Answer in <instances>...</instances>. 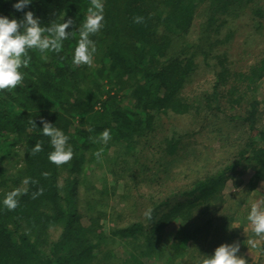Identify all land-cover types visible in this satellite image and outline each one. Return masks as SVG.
I'll return each instance as SVG.
<instances>
[{"label": "trees", "instance_id": "1", "mask_svg": "<svg viewBox=\"0 0 264 264\" xmlns=\"http://www.w3.org/2000/svg\"><path fill=\"white\" fill-rule=\"evenodd\" d=\"M102 2L104 26L90 37L97 48L91 66L72 64L91 0H33L24 10L34 11L42 26L64 18L73 23L59 53L49 52L44 60L39 50H30L22 84L0 91V201L13 189H27L14 210L0 204V264H147V257H164L162 232L173 222L178 226L166 264H202L217 246L240 236L250 210L248 196L264 202V98L259 97L264 51L244 67L230 60L227 50L215 51L235 34L230 30L218 37L231 20L248 15L256 34H264L262 0ZM13 3L0 0V15L21 19L24 13ZM197 20L199 33L193 37ZM201 61L213 76L190 94L186 89ZM209 115L232 122L234 161L206 170L161 200L154 196L159 190H151V220L144 216L108 232L107 211L97 206L110 195L107 176L116 183L131 176L149 188L165 177L168 184L195 132L167 126L165 118L190 116L201 123ZM44 121L69 136L73 156L68 163L49 161L52 147L42 134ZM104 129L111 132L106 145L97 140ZM37 142L42 151L33 154ZM100 148L103 158L97 160ZM242 164L253 175L228 199L224 188L230 177L242 174ZM98 169L104 171L102 189L91 182ZM82 185L99 194L89 197L88 212L80 209ZM41 189L42 195L33 198ZM111 243L126 248L119 255Z\"/></svg>", "mask_w": 264, "mask_h": 264}, {"label": "rangeland", "instance_id": "2", "mask_svg": "<svg viewBox=\"0 0 264 264\" xmlns=\"http://www.w3.org/2000/svg\"><path fill=\"white\" fill-rule=\"evenodd\" d=\"M262 3L264 4V0H262ZM249 21L251 22V19L246 15L236 21L231 20L225 24L221 28L218 37L223 38L230 33V30H235V34H232L229 41L221 44L215 50L221 53L227 50L230 60H235L238 65L242 67L251 64V62L264 51V34H256L253 25ZM199 22L201 21L197 20V24H195L196 26L193 29V37L197 36L199 33ZM212 76V68L206 66V64L202 62L201 69L196 75L195 81L192 85L187 87L186 91L190 94L193 92L192 89L198 91L203 87L199 83H205V81L207 79L210 80ZM259 97L261 99L264 98V78L261 81ZM262 110H264V106ZM223 115L224 114L220 113L219 116L223 117ZM211 116L212 115H209V118L201 123H196L190 116L165 118L167 126L173 125L180 132H184L188 129H193L192 131L195 132L187 138L189 142V152L173 167L168 184L163 182L165 181L164 177L161 182L154 183L153 188H149L147 183L140 182L136 184L131 176H127L125 178L121 177L117 182L120 183L118 186L112 174L107 176L106 181L108 183L110 195H105L104 199L99 201V205L97 206L107 211L108 232L113 231L116 227L125 226L130 222L144 218L145 211L152 203V199L148 196L151 190L157 188L159 192L158 194L155 192L157 195L154 196L156 200H161L167 196V193L169 194L174 188H177V186L185 188L192 179L197 176H202L206 170L213 171L220 166L230 164L234 161V128L232 127V122H224L223 118L220 119ZM239 170H241L242 174H238L235 180L233 177H230L224 188V192L228 199L232 198V194L235 190L245 188L253 175L252 168L247 164H242ZM96 173V179H93L91 182L97 189H102L104 184L99 178H103L104 171L98 169ZM238 181L242 183L239 187H236L235 184ZM115 186H117L116 190L113 189ZM166 188H168V190H166ZM163 189L166 191H163ZM80 195V209L84 212H88L89 205L87 201L89 197L99 194L96 193V189H88L86 185H82L80 188ZM260 196H262L261 193ZM247 200L249 203L262 202L260 197H255L253 195H249ZM243 225L244 229L241 231L240 236L232 239L228 243L239 245L238 255L245 259L246 264H251L252 261V264H264V236L255 235L248 221H245ZM177 226L178 223L173 222L162 232L161 244L167 248L164 257H147V264H166V259L170 257L168 246L174 238ZM117 237L118 236H116V238ZM117 240L121 239L117 238ZM110 245L116 249L119 255H121L124 248H126L122 243H111ZM127 248L131 250L133 247L132 245H127Z\"/></svg>", "mask_w": 264, "mask_h": 264}, {"label": "clouds", "instance_id": "3", "mask_svg": "<svg viewBox=\"0 0 264 264\" xmlns=\"http://www.w3.org/2000/svg\"><path fill=\"white\" fill-rule=\"evenodd\" d=\"M33 0H14L13 8L23 12V17L17 19L0 15V91L15 89L24 80L22 68H27L30 64V50H39L42 59H48L49 52L59 53L63 42L69 38L70 25L72 19H63V22L53 23L50 26H42L41 18L35 15L34 11L25 9ZM136 22H141V17H136ZM104 21V4L102 0H91L88 14L79 29V40L72 52V64L74 66L88 65L93 63V56L97 52L94 41L90 38L98 33ZM47 33L48 35H45ZM34 124H36L33 121ZM42 134L50 138L52 150L48 153L51 163L60 166L68 163L73 156L72 147L69 145V136L53 123L43 122ZM111 139L109 129H104L97 138L98 142L106 145ZM42 151V145L37 142L32 149V153ZM103 148L97 150L94 155L97 160L103 158ZM44 176L48 173L44 172ZM30 181L26 179L25 184ZM35 183V181H31ZM27 189H13L8 192L0 204L9 210H14L18 204V197L26 194ZM43 190L32 194L33 198L42 195ZM148 220L152 219L153 210L147 209L144 213ZM247 221L252 226V232L257 236H264V202H253L246 216ZM239 245L232 243H222L217 246L211 255H205L202 264H246L245 259L238 255Z\"/></svg>", "mask_w": 264, "mask_h": 264}, {"label": "crops", "instance_id": "4", "mask_svg": "<svg viewBox=\"0 0 264 264\" xmlns=\"http://www.w3.org/2000/svg\"><path fill=\"white\" fill-rule=\"evenodd\" d=\"M254 259H255V258H254ZM252 263H253V261H252ZM252 263H251V264H252Z\"/></svg>", "mask_w": 264, "mask_h": 264}]
</instances>
